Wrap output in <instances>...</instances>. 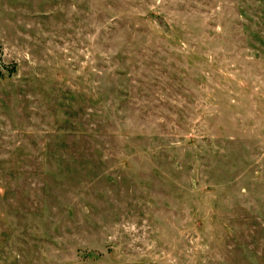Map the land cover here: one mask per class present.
Here are the masks:
<instances>
[{
	"label": "rangeland",
	"instance_id": "374dc122",
	"mask_svg": "<svg viewBox=\"0 0 264 264\" xmlns=\"http://www.w3.org/2000/svg\"><path fill=\"white\" fill-rule=\"evenodd\" d=\"M0 264H264V0H0Z\"/></svg>",
	"mask_w": 264,
	"mask_h": 264
}]
</instances>
